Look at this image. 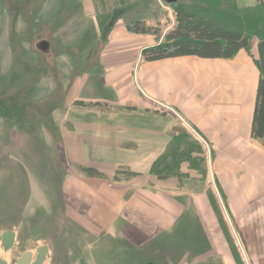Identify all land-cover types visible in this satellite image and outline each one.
I'll list each match as a JSON object with an SVG mask.
<instances>
[{
  "label": "crops",
  "instance_id": "0c3cea01",
  "mask_svg": "<svg viewBox=\"0 0 264 264\" xmlns=\"http://www.w3.org/2000/svg\"><path fill=\"white\" fill-rule=\"evenodd\" d=\"M82 4L93 19V0ZM160 40L127 31L121 20L111 26L99 53V93L90 105L73 106L77 99L89 100L87 81L78 78L67 112L56 114L57 132L42 137L39 152L29 148V128L15 129L0 118V134L6 130L20 145L4 153L8 167L17 164L28 183L20 204L8 197L0 209L8 216L0 231H15L13 248L46 242L48 259L47 236L29 231L54 224L61 240L56 256L64 259L79 247L88 251L85 264L108 261L116 242L124 252L127 239L137 254L167 257V264H264V145L250 134L257 38L249 52L240 49L231 58L145 61L142 49ZM178 119L195 131L197 150L190 156L204 165L205 177L188 163L179 165L187 189L159 171L178 134ZM187 150L185 144L180 149ZM82 168L104 177L88 176ZM16 211L22 213L18 218Z\"/></svg>",
  "mask_w": 264,
  "mask_h": 264
},
{
  "label": "rangeland",
  "instance_id": "374dc122",
  "mask_svg": "<svg viewBox=\"0 0 264 264\" xmlns=\"http://www.w3.org/2000/svg\"><path fill=\"white\" fill-rule=\"evenodd\" d=\"M93 2L95 14L93 19H89L84 12L82 0H0V118L10 121L9 125L15 126V129L29 128V135L32 136L29 137V148L33 147L36 152L43 150L44 136L57 132L56 114L67 112L70 90L78 78L85 77L87 85L84 91L89 100L83 102L77 99L73 106L90 105V99L99 93V53L105 36L101 28L112 21L114 10L123 8V17L128 21L140 19L156 28L158 33L150 35L159 40L174 27L176 10L194 12L224 28L241 30L253 37L264 33V30H259L264 27V0H238V3L236 0ZM44 39L49 42V51L45 53L36 46ZM178 121L175 127L178 134L169 150L163 153L159 171L163 179L177 178L180 181L179 187L187 189V182L181 180L184 176L178 172L179 165L182 162L188 163L190 168L205 177L202 174L204 165L199 159L190 156L191 151L197 150L195 131L188 124ZM8 133L4 130L0 134V146L4 147H0L4 151L0 155V166L6 164L0 169V209L7 204L8 197L16 198V205L20 204L28 192V183L21 168L17 164L13 165L16 168L8 167L9 161L4 153L20 146ZM18 138L16 136V140ZM184 144L191 147V150L181 152ZM170 154L175 155L173 159ZM45 161L48 162V159ZM8 170L11 173L8 174ZM53 185L52 188L56 189V183ZM16 212L17 218L20 217L22 213ZM4 214H0V221L8 217ZM55 228L53 224L44 231H29V236H47V241L52 245L45 264H85L88 251L79 250V247L74 246L64 259L56 256L57 239L61 240L58 238L60 232ZM127 240L123 242L124 252L118 250L122 243L116 242L114 254L102 264H127L128 261L130 264H167V257L137 254L139 251ZM23 251L20 245L7 252L0 249V257H5L12 264L13 258Z\"/></svg>",
  "mask_w": 264,
  "mask_h": 264
},
{
  "label": "trees",
  "instance_id": "16d2710c",
  "mask_svg": "<svg viewBox=\"0 0 264 264\" xmlns=\"http://www.w3.org/2000/svg\"><path fill=\"white\" fill-rule=\"evenodd\" d=\"M124 10L123 8L114 10L111 17L112 21L106 26L100 25L101 29L105 31L104 34L117 20L123 21L126 30L129 32L153 35L158 33L156 28L149 26L140 19L133 21L125 19L123 17ZM259 30H264V27H260ZM256 38L258 57L255 59V63L259 70V77L250 134L253 139L261 141L264 145V33ZM252 39L253 36L247 32L224 28L188 10H176L174 27L167 31L159 42L144 47L141 55L145 61L178 56L231 58L240 49L249 52ZM81 171L88 176L104 177L103 174L92 168H82ZM120 173L126 176L135 175V173L127 170L117 171V174Z\"/></svg>",
  "mask_w": 264,
  "mask_h": 264
},
{
  "label": "water",
  "instance_id": "95a60500",
  "mask_svg": "<svg viewBox=\"0 0 264 264\" xmlns=\"http://www.w3.org/2000/svg\"><path fill=\"white\" fill-rule=\"evenodd\" d=\"M174 1V0H168ZM37 48L43 53L49 51L48 40H41L37 44ZM15 240V231L12 229H7L0 231V249L7 252L12 249ZM49 252V246L43 243L35 248L34 260L31 262V252L29 250L23 251L16 259L14 264H43L47 254ZM0 264H9L6 260L0 257ZM152 264V263H150Z\"/></svg>",
  "mask_w": 264,
  "mask_h": 264
},
{
  "label": "flooded vegetation",
  "instance_id": "af4514ba",
  "mask_svg": "<svg viewBox=\"0 0 264 264\" xmlns=\"http://www.w3.org/2000/svg\"><path fill=\"white\" fill-rule=\"evenodd\" d=\"M43 243H46V242H43ZM43 243H42V244H43ZM46 244H47V243H46ZM40 245H41V244H40ZM36 247H37V246H36ZM36 247H34V248H33V247H29V251H30L31 254H32V256H31V262L34 260L35 248H36ZM12 248H13V247H12ZM24 251H25V250H24ZM21 253H22V252H21ZM21 253H20V254H21ZM20 254H19V255H20ZM19 255H18V256H19ZM47 255H48V254H47ZM18 256H16L15 258H13V263H12V264H14L15 259H16ZM46 259H47V257H46ZM46 259H45V261L43 262V264H45ZM7 262H8V261H7ZM8 263H9V262H8Z\"/></svg>",
  "mask_w": 264,
  "mask_h": 264
}]
</instances>
